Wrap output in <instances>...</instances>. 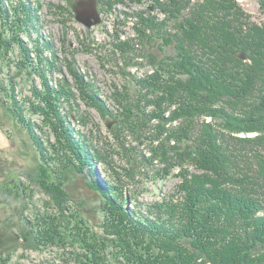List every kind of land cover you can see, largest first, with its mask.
Instances as JSON below:
<instances>
[{
    "label": "trees",
    "instance_id": "obj_1",
    "mask_svg": "<svg viewBox=\"0 0 264 264\" xmlns=\"http://www.w3.org/2000/svg\"><path fill=\"white\" fill-rule=\"evenodd\" d=\"M131 1L146 6L127 13L137 33L129 41L153 71L131 74L124 88L115 87L113 110L94 95L90 101L112 128L122 125L135 141H150L151 156L130 154L132 167L136 160L151 165L156 181L175 176L180 194L145 204L125 195L115 180L113 186L90 181L91 202L82 193L76 202L62 198L57 214L41 213L32 226L47 241L79 246L77 264H264V23L254 22L237 0ZM9 9L0 0V54L7 58L14 50L18 67L44 76L32 56L47 65L43 43L33 39L35 5L20 0L13 13ZM65 88L45 85V92L33 93L56 136L53 161L38 169L42 188L53 193L61 176L83 173L93 158L108 163L102 153L94 156L84 137L74 136L68 117L75 109L63 106L74 93ZM9 98L7 110L45 156L25 107L14 94ZM29 229L30 223L25 239L40 244Z\"/></svg>",
    "mask_w": 264,
    "mask_h": 264
},
{
    "label": "rangeland",
    "instance_id": "obj_2",
    "mask_svg": "<svg viewBox=\"0 0 264 264\" xmlns=\"http://www.w3.org/2000/svg\"><path fill=\"white\" fill-rule=\"evenodd\" d=\"M25 1L35 5L33 39L43 43V55L48 63L39 66L38 58L33 54L36 71L43 67L45 73L44 76L40 71L30 75V69L17 66L18 54L11 53L14 50L7 58L0 54V264H77L74 251L79 246L64 248L49 239L47 241L46 238H40L39 230L32 226L41 213L57 214L58 200L70 197L69 201L76 202V195L82 193V197L84 194L91 202L93 190L87 185L97 180L112 186L115 180L118 185L121 184L120 189L125 195H135L145 204L161 200L167 194H175L176 198L180 194L175 190L180 181L175 176L156 181L151 165L142 166L136 160L132 167L130 154L137 156L143 150L147 157L151 156L150 141H135L122 125L112 128L113 124H108L90 101L94 95L113 110L117 103L110 96L115 87L124 88L131 74L139 77L153 71L151 64L142 63L140 50L134 48V51L133 42L129 41V38L137 37V33L133 27L134 20L127 13L145 9L146 5L131 0L116 4V0ZM237 1L254 22L264 23V12L259 0ZM18 3L20 0H6L9 10ZM88 10H96L99 21L91 17L88 18L90 24H87L78 18V14L84 16ZM24 40L26 42L27 38L24 37ZM122 41L123 49L117 50L115 45ZM32 46L33 43L29 44V47ZM72 71L77 72L86 88L85 84L83 87L77 81ZM45 85L57 88L64 85L67 91L74 93L69 100L63 101L66 111L75 109L74 116L68 117L70 126L74 128V136L78 139L79 136L84 137L94 156L102 153L108 161L105 164L95 157L94 165H83V173H70L69 179L61 176L54 193L42 188L44 183L38 176V169L46 163L45 160L53 161L55 155L51 144L56 142V136L50 124L45 122L43 113L38 112L39 100L34 98L36 89L45 92ZM83 89L87 91L86 96L83 95ZM10 93L25 107L24 116L34 124L35 135L44 141L45 156L39 155L38 148L30 138V131L7 110L11 107L10 101L13 102L12 97L9 98ZM31 102H34V106ZM17 108L20 110V107ZM239 135L253 137L257 132H242ZM90 168L95 175L89 173ZM112 174L117 180L112 178ZM131 202L129 206L133 209L135 201ZM28 223L31 225L29 230L40 244L25 239L22 232L26 231ZM42 233L45 237V232Z\"/></svg>",
    "mask_w": 264,
    "mask_h": 264
},
{
    "label": "water",
    "instance_id": "obj_3",
    "mask_svg": "<svg viewBox=\"0 0 264 264\" xmlns=\"http://www.w3.org/2000/svg\"><path fill=\"white\" fill-rule=\"evenodd\" d=\"M84 17H86V19H84ZM93 18L94 21H99V15L98 12L96 10H88V13L84 16H82L81 14H78V18L85 21L87 24H90L91 21L88 20V18Z\"/></svg>",
    "mask_w": 264,
    "mask_h": 264
}]
</instances>
